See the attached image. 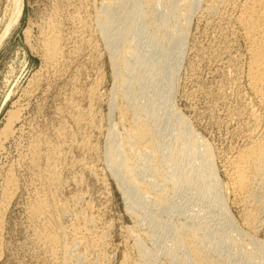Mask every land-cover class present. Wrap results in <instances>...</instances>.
<instances>
[{"label":"rangeland","instance_id":"obj_1","mask_svg":"<svg viewBox=\"0 0 264 264\" xmlns=\"http://www.w3.org/2000/svg\"><path fill=\"white\" fill-rule=\"evenodd\" d=\"M105 1L22 0L21 13L14 21L15 0H0V264H154L143 258L147 251L159 255L158 260L155 257L156 264L172 263L164 255V243L157 248L158 237L152 235H157V232L152 233L155 229H149L152 226L149 222L146 224L143 214L142 218L139 216L142 213L140 209H127L128 204L122 190L120 191L119 182L107 164L106 148L115 139L121 141V138H127L126 134L128 132V136L130 135V128L135 126L132 125L135 122L132 119L133 114L130 113L134 112L132 103L122 99L123 95L117 94L119 90L113 88L111 55H114V49L108 38L103 36L102 22L110 24L112 21L114 24L122 16L117 14L119 7L118 10L113 8L118 6L115 0ZM198 1L201 3L198 4L199 8L196 7L198 9L192 13L190 23L185 24V29L188 27L187 34L176 76L171 83L173 92L162 104L169 106L165 118L173 117L172 111L175 110L187 119L188 126L203 142L208 143L217 174L216 187L224 199V209L229 216L220 214L218 206L213 205L217 208L215 212L220 214L215 215L212 212L214 208H211L214 202L209 201L211 197L201 199L200 191H194V197L187 198L183 195V198L180 197L181 202L180 198L177 201L180 202L186 218L181 210V215L177 211L171 218L174 222H183V219L189 220L184 222H190L189 211L196 209L197 212L194 213L200 217L207 215V218H203L209 223L202 219L203 223L207 222V226L213 223V228L218 223L223 227L227 223L226 219L230 220L237 226V234H233L239 236H236L238 239L242 236L241 242L245 243L242 239L246 242L250 240L249 232L251 236L257 238L259 235L257 239L264 240L263 222L260 224L262 228L259 226L258 231L256 229L257 234L247 229L248 225L243 217L244 209L252 208L253 202L243 200L244 193L236 192L231 174V162L236 155L244 153L257 135V139L260 134L264 135V106L257 102L259 100L246 79L248 43L246 44L247 40L243 37L241 28L238 25L236 27L235 22L232 23L235 18L233 14L237 15L244 0H222L223 4L221 0ZM214 3L217 4L213 5ZM208 4L218 10H213L208 15L204 12ZM159 7V13L164 11V8ZM108 13L109 17H105ZM133 24L134 21L129 18L127 27H133L136 35L146 36L149 33L143 28L132 26ZM49 37L56 39L58 52L54 56L46 53L48 41L51 42ZM156 81L158 79L148 86ZM115 89L116 93L113 92ZM156 95L160 100L163 99L158 91H155ZM126 104H130V107L127 106L131 110L127 109ZM124 105L130 112L122 108ZM123 111H126V116ZM253 114H256L254 119ZM116 132L119 134L115 135ZM168 136L167 141L170 138ZM113 138L115 139L112 141ZM126 138L123 139L126 150H134L131 153L126 151V157H131L128 158L129 161L138 159L132 163L139 173L140 168L144 167V160H140L141 157L136 152L143 147L134 145L129 136L128 140L135 146L130 149L131 142ZM158 140L160 142V137ZM127 153H135L132 156L137 157ZM196 163L200 164L199 161ZM166 166L165 163L161 164L160 172L154 177H157V183L160 182L161 185L164 180L162 178L170 179V174L163 170L167 169ZM142 170L144 175L146 170ZM146 174L147 171V178L139 175L138 179L141 182L144 178L142 182H146L150 178L146 182L149 185L154 178ZM158 175L163 176L162 181H159ZM258 182L254 183L256 186H253V190L256 187L257 192L254 191L259 195L258 199L263 197L264 201V181ZM171 183L167 181L164 186H158L159 190L147 184L142 188L145 190L147 187L146 192L151 190L152 197L161 193L158 196L164 194L168 200L174 198ZM200 185L196 183L197 187ZM165 186L172 189L164 191ZM186 190L183 188L181 194H187ZM260 193H263L262 196ZM172 199L168 202H172ZM41 201L45 210L34 216L33 209ZM131 210L138 214H133ZM154 210L160 216L163 213V219H167V213L157 208ZM221 216L225 217V222L224 217L223 220H218ZM136 222L139 223L135 226ZM140 222L145 224L141 225ZM239 226L245 236L240 234ZM76 228L79 229L77 233L80 235L78 240L81 245L75 237ZM128 228H132L131 231ZM79 231H85L86 236ZM56 236L58 240L54 243L57 246L48 241ZM81 237L83 240L79 239ZM164 239L167 244L175 237ZM189 239L187 241L191 243L192 239L191 242ZM142 249L145 253L141 252ZM213 253L217 255L216 252ZM213 253L210 254L214 259L219 258L222 261L221 257H216ZM143 259L148 263H143ZM223 262L231 264L224 260L222 264H225Z\"/></svg>","mask_w":264,"mask_h":264},{"label":"bare ground","instance_id":"obj_2","mask_svg":"<svg viewBox=\"0 0 264 264\" xmlns=\"http://www.w3.org/2000/svg\"><path fill=\"white\" fill-rule=\"evenodd\" d=\"M115 1L118 3V6L113 7V8L117 9L119 7V12L117 14L121 15L122 19L118 20L114 24L112 21L110 22V24L108 22H102L103 36L108 38L109 44L114 49V52H112L114 55H111L112 57L111 59L112 67L111 68H113L112 71L114 72L113 73L114 75V83H113L114 87L113 88H116L119 90V92L117 91V94L118 93L122 94L123 95L122 99L125 98L124 99L125 101L126 99L129 100L133 105L132 106V108L134 109V112L132 111L133 113L127 110L129 109L130 104L129 105L126 104V107L129 106L127 109L125 108V105L122 108H125L128 112L131 113V115L133 114L132 119L134 118V121L131 120V122L132 121L135 122V123H132V125L135 124V126L130 128L131 130H130V135H129L130 138H132L133 140L132 142H134L133 144L134 145L137 144V146L143 147V149L138 148L139 150H137V152L135 151L136 155H138L139 157L142 158V155H143V158L142 159L140 158V160H144V163H142V165L144 164V167L141 166L142 167L140 168L141 171L143 172L142 169L145 168V170L147 171V174H149L151 177L154 178L157 175V172L158 171L160 172L161 164L165 163L168 167L166 166L167 169L165 170L164 168L163 170L166 173L170 174L168 176L170 177V179L167 180L168 178L165 177V178H162L164 179L163 181L161 180V177H163L165 173L161 174L163 176L158 175V177H160L158 179L159 181L163 182L162 184L163 186L167 181L172 182L171 183V185H173L172 193H174L173 195L174 198L169 194L173 198L172 199L170 196L168 197L172 199V202L169 203L168 201L171 199L167 200L166 195L164 194L158 196L159 194H161L159 193L158 195H154L158 197H154V196L152 197L151 194L153 193H150L152 192L151 190L150 191L148 190V192H146V188H147L146 186L148 185L146 182H148L150 178L148 177L149 179L146 182L144 181L145 183L142 182L145 177L147 178V176H145L146 171H144L145 173L143 175L140 169H137L140 171L139 173H137L136 168H134L135 166H133V163H132V161L135 160V158L132 161L130 160L131 161L130 162L128 158H131V157H128V158L126 157V151H130V150H128V148L126 150L125 141H123V139L125 140L126 138L125 135H124L125 138H121L122 139L121 141H118V139L116 140L115 138H113L111 140L112 141L114 139L115 140L111 142L110 144L108 142L110 146L108 145L109 147L106 148L107 150L106 160H108L107 164L110 167L108 165L107 166L109 167V169L111 168L110 170H112L114 177H116L117 181L119 182L120 186L119 185L118 186L119 188L121 187L120 191L122 190L124 200L125 202H127L126 204H128L127 209L129 208L130 209L134 208L135 210L137 208H138L137 210L140 209L142 213H140L139 216L141 217L143 214L145 220H147L146 224L149 222V224H151L152 226L149 229H152V228L155 229L154 232L152 230V233L157 232V235L152 234L154 235V237L155 236L158 237L156 238V241L158 242V243L156 242L157 248H159L158 247L159 244L162 246V244L164 243L163 245L165 246V248L163 247L164 248L163 249L161 247L163 251H165L164 255L168 256L169 261L171 260L172 263L175 262L174 264H222L223 260L228 263L231 262V264L233 263L235 264H264V240L257 239L259 235L258 236L255 235L258 233V232L255 233L256 229L258 231V227L262 226L260 224H262V222L264 223V201L262 200L263 197L260 198L262 201L258 199L259 195L256 194L257 192L255 190L256 187L254 188L256 192L253 190V186H256L254 183L258 181L259 182L264 181V135L260 134L258 139H257V136H258L257 135L256 139H253L255 141L250 146H248L246 151L242 149L245 152L244 153L241 152L238 156L236 155L234 160L232 159L233 162H231L233 164L232 166L233 172L231 174H233L232 177L234 180L233 181L234 186H235L234 189H236V192L239 191L238 194L244 193L245 196L243 200H247L248 202L249 201L253 202L252 203L253 207L244 209L245 213L243 212L244 216L243 215L242 216L245 217L246 224L248 225L247 229H249V231L252 230L255 233V234L254 233L252 234H254L257 238H255L253 235L251 236L250 232L248 231L249 232L248 234L250 236L249 237L250 240L248 242L250 243L242 239V241H245L244 243V242H241L240 240L242 236H240V238L238 239L237 237L239 236L236 235L237 236L236 237L233 234L238 231L236 229L237 226L235 227V224H233L230 220L226 219L227 223L225 222L224 216L227 217L229 215H227V211H225L226 209H224V206H225L224 199L222 198L219 190H217L218 188L216 187L218 184V180L216 177L217 174L214 168L213 159L211 158L212 157L211 150L209 148V145H207L208 143L205 144L206 142L204 141L205 142L204 143L203 140L198 136V134H196L195 131L192 130L188 126L187 119L181 116L175 110L172 111L173 117L171 118L170 116L167 118L164 117V115L168 112L169 106L163 105L162 103L163 101L166 100V97L170 96L173 92V85L171 83L176 76L177 64L181 57L183 46L185 44V37L187 34L186 29L188 28L187 27L188 25H186L187 28L185 29V24L190 23L189 19L191 18V15L194 14L193 12L199 8L198 4H201V3L198 0H177V1L176 0L175 1L174 0H169V1L167 0H115ZM210 1L215 2L214 0H210ZM224 1L221 0L220 2H222L223 4ZM21 4H22V0H15L14 21H16L17 17L21 13V6H22ZM216 4L214 3L213 5H216ZM237 5L238 4H235V6ZM159 6H161V8H164L163 9L164 11L161 10V13L158 12L160 9ZM240 6H241L240 9L238 8L239 12L236 13L237 15L233 14V17L235 16V18L232 19L233 18L232 17L231 19L234 20L232 23L234 22L236 23L235 24L236 27L239 26V28H241L243 35H244L243 37H245L247 40L246 44L248 43V47L246 49V55L248 57V60H247L248 67L246 71V77H247L246 79H248V82L250 85L249 87L253 91L254 95L258 98L257 100H259L257 102H260L259 104H261V106H264V0H244ZM110 8L112 9V7ZM213 10H215L214 7L209 4L206 5V7L204 8V12L208 13V15L211 14ZM217 10H215V12ZM109 15L110 13L106 14L105 17H109ZM218 15H221V14L218 13ZM123 16L125 17L123 18ZM129 18H131L134 21V24L132 26H137L139 29L143 28L145 31L149 33H147L146 36L145 35L141 36L140 34L136 35V30L132 29L133 27L132 28L127 27V21ZM140 18H142L141 21H140ZM139 24H141V26ZM49 38L51 39V42L48 41L49 46H48V51L46 50L47 51L46 53H48V55L50 56H54L55 53L58 52V49H57L58 47L56 45L57 43L55 42L56 39L52 40L51 37ZM53 38H56V37H53ZM166 71H168V73L166 75H163ZM157 79L158 81L152 83L151 86H148L149 83ZM116 89L113 90V92L115 91L114 93H116ZM155 91H158L159 96L163 97L162 100H160V98H157V95L155 96ZM124 112L126 114V111H123L122 112L123 115H124ZM254 113H257V112H254ZM142 115H144V117H142ZM254 115L256 114H253V119L256 118ZM252 122L254 123V121ZM169 125H171L172 127ZM129 127L131 126L129 125ZM168 128H170V130ZM117 133L118 132H116L115 135H117ZM113 134H110V135H113ZM126 135H127L126 139L127 141H129L130 139L128 140V137H129L128 132ZM168 135L170 136V138H168V141H167L166 138ZM158 137H160V142L158 140ZM132 142L131 144L129 143L130 149L133 146ZM144 143L146 145H144ZM132 150L133 149H131V151ZM133 154L135 153H132V155ZM159 154H161V156H159ZM132 155H129V156H132ZM136 155L132 157H137ZM135 161L137 162L138 159ZM198 161L200 164L196 163ZM162 167H164V165ZM203 170L205 172V175L203 174L204 173ZM139 175L140 176L143 175L142 177L145 176L144 178H142V181H141L142 185L138 179ZM156 178H154L156 182H154L155 180L151 178L153 181L150 182L151 181L150 180L149 181L150 183L148 186L151 188H155V189L157 187V189L159 190L158 186H162V185L159 181L158 182L160 184L157 183ZM196 183L198 185H200L199 183H201V185L197 187ZM144 184L145 185L147 184L145 186L146 187L145 190L143 189ZM183 188L187 189L186 190L187 194H181ZM155 189H152V190H155ZM165 189L169 190V189H172V187L167 188V186H165L164 191ZM161 190H163V188ZM194 191L196 192L200 191L199 195L201 199L207 198V196L211 197L210 198L211 200L209 201L214 202L213 204L211 203L212 204L211 208L213 207L214 209L213 211L210 209V211H212L214 214L219 212L220 214L224 215L223 217H224L225 225H223V227L220 226V223H218L219 225L217 224L218 226L216 228L215 227L213 228L214 226L213 223L212 224L210 223L211 226H207L209 225L208 224L209 222L205 218H203L204 214L202 215V213H204V211L202 213L199 212L200 215H202V217H200L198 214L194 213V211L197 212L196 209H194V211L190 209L189 211L188 218L191 220L190 222H184L188 219H183V222L181 220H177V222H174L172 220L171 218L172 215H175L174 213H176L177 211L179 212L180 215L181 213H183L182 211L183 208L181 207V205H179L181 202V198H183L182 196L185 195L187 196V198L194 197L193 196ZM160 192H163V191H160ZM186 192H183V193H186ZM238 197H240V195ZM178 199L180 200L179 203L177 202ZM193 199L191 200L193 201ZM187 200L191 201L190 199H187ZM239 201L240 200H238V202ZM42 202L43 201L35 205L36 207L33 209V213H35L34 216L38 212H41V211L43 212V210H45L44 209L45 205ZM243 202L245 203V201ZM213 205L218 206V209H219L218 212H215L217 208L215 209L216 206L214 207ZM190 206L188 208H190ZM208 206L209 205H207V207ZM201 207H202V204H201ZM156 208L160 209V211L167 213V215L165 214V216H168L167 219H163L162 212H159L160 214L162 213L161 214L162 218L159 214L156 213L157 211L154 212L155 211L154 209ZM243 208H245V206ZM131 211L134 212L133 214L136 213L135 215L138 214V212L134 210H131ZM219 213H218V216L220 215ZM184 214L185 213H183V215ZM183 217L186 218L185 215ZM204 217L207 218V215ZM223 217L221 216L220 217L221 219L220 218L219 219L216 218V219L221 221L223 220ZM202 219L206 220L208 223L205 221L203 223ZM210 219H212V216ZM138 223L136 222L135 226ZM205 223H207V225H205ZM131 229L129 230L131 231ZM238 229L239 231H241V233L239 232L241 235L245 233V232L244 233L242 232V230L240 229V226ZM77 230L79 229L76 228L75 234H77V236L75 237L78 240V236L80 235H78ZM245 231L247 230L245 229ZM73 232H75V230ZM73 232L71 233L75 235ZM82 233L83 232H80V234ZM84 233L83 235H85ZM53 235L54 234H52V236ZM245 235L246 234H244V236ZM60 236L61 234H59V237ZM173 236L175 237L174 240L172 239ZM57 237L58 236L52 237V238L48 237L49 239L51 238L48 241L53 242L52 244L56 245V243L54 242H57L56 241L58 240ZM188 237L192 239L191 240L192 242L190 241ZM81 238L79 239L83 240V238L85 237L83 236V238L82 239ZM164 238H171L173 242L172 241L171 243L167 242L166 244L167 240ZM188 239L191 243L187 241ZM78 242H80L78 244L81 245V241L78 240ZM138 242L141 243L140 241ZM137 246L139 247V245ZM140 246H143V245L140 244ZM141 252H144V250ZM213 252H216L217 255L221 257L222 261L219 258L214 259L213 256L210 254ZM150 253L151 252L147 251V253L143 254L144 255L143 258L145 257L146 260H151L152 262H154V264H156L155 259L157 258L158 260L159 255L157 254L158 256H156L153 253L151 254ZM217 255H214V256L217 257ZM145 259H143V263L147 262V261H144Z\"/></svg>","mask_w":264,"mask_h":264}]
</instances>
